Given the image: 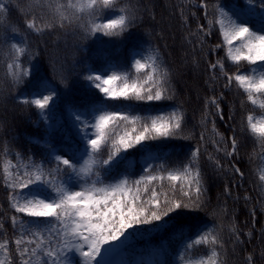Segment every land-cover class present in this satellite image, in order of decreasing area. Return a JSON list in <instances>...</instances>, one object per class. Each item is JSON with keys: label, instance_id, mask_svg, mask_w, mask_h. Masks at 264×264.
Wrapping results in <instances>:
<instances>
[{"label": "snow or ice", "instance_id": "1", "mask_svg": "<svg viewBox=\"0 0 264 264\" xmlns=\"http://www.w3.org/2000/svg\"><path fill=\"white\" fill-rule=\"evenodd\" d=\"M34 5L46 7L47 14L27 18ZM200 7L205 9L208 28L197 25V31L190 35L196 36L197 43L203 47L205 38L218 26L223 43L216 44L211 51L223 47L225 57L209 64L213 73L219 70V76L213 74L211 79L224 78L226 89L235 87L237 93L243 95L241 107L252 106L242 118L240 130L254 139L261 148L260 158L264 160V0H244L242 6H233L229 11H225L222 4L214 3L211 13L207 11L206 0H200ZM21 10L25 14V27L37 34L74 26L85 38L96 33L122 36L133 27L139 12L130 0H27ZM8 11L4 0H0V31L4 34L0 36V53L9 57L7 75L15 87L29 75L20 62V57L29 49L27 38L21 43H9V32L18 34L21 28L10 24ZM252 17H258L255 23ZM225 58L235 66L234 71L228 70ZM243 65L249 67L242 70ZM84 79L102 94V99L91 109L90 118H85L83 113H73L86 145L80 158L75 154L68 158L53 155L55 165L52 167L32 163L31 157L23 165L3 161L4 185L10 189L9 207L17 214L41 221L29 224L16 215L11 216L13 227L19 224L22 230L12 241L18 264H139L116 258L124 255L135 235H143L141 226H151L147 232L158 231L164 218H171L170 214H179L178 210L201 211L205 207L200 148L193 150L187 163L177 168L148 164L143 169L144 174L136 180L125 177L105 183L102 178V170L110 171L124 158L122 153L130 149L139 146L147 150L149 141L191 138L190 133L185 134V115L179 107L157 115L148 113L144 107L175 98L171 73L159 50H146L140 58L132 60L127 71L109 64L106 68L90 71ZM60 82L66 84V77L61 75ZM40 87L42 91L34 98H24L21 103L34 107L39 116L47 118L56 92L47 84ZM43 90H47L46 95ZM222 98L212 97L205 101V108L214 105L221 119L224 118L220 107ZM207 115V112L202 115V123ZM213 133L220 136V141L213 143L224 141L214 123ZM229 139L231 151H226V155L231 158L238 155V140L235 136ZM8 151L5 145L4 154ZM149 159L155 157L149 155ZM209 159L214 158L210 155ZM215 163L221 166L219 161ZM232 168L243 175L235 165ZM258 179L264 185V168L260 169ZM23 190H28L26 195ZM221 212L227 215L226 208H221ZM226 227L232 244L241 243L235 221ZM4 228L0 223V231ZM222 232L223 228L198 233L181 254L183 264H227ZM3 236L0 264H14L10 241L6 233ZM199 246H205L206 253L192 255ZM261 258L264 261V251ZM245 264H255L253 254L245 257Z\"/></svg>", "mask_w": 264, "mask_h": 264}, {"label": "trees", "instance_id": "2", "mask_svg": "<svg viewBox=\"0 0 264 264\" xmlns=\"http://www.w3.org/2000/svg\"><path fill=\"white\" fill-rule=\"evenodd\" d=\"M4 2L9 9L8 21L21 28L18 34L9 32V43H21L27 38L29 49L20 57L29 75L15 87L7 75L9 57L0 53V223L5 225L0 231V239L4 238L3 233L7 234L14 264H18V257L12 241L22 230L19 224L13 227L11 216L16 215L29 224L41 221L17 214L9 207L10 189L3 181V161L11 160L13 164L23 165L31 157L32 163L52 167L55 165L53 155L68 153L76 157L84 152L86 145L73 113H83L90 118L91 109L102 99V94L90 87L84 76L109 64L127 71L132 60L140 58L148 49L159 50L164 65L170 70L175 98L144 107L152 115L166 114L179 107L185 115V134L190 133L191 138L149 141L147 150L139 146L130 149L122 153L124 158L110 171L102 170V178L105 183L125 177L136 180L144 174L143 169L148 164L177 168L187 163L193 150L200 148L199 164L206 203L201 211L178 210L179 214H170L171 218L165 217L158 231L147 232L151 226H141L143 235H135L131 239L124 253L125 259L134 261L138 256L159 254L162 264H183L181 254L191 239L208 229L223 228V252L226 253L227 264H245V257L249 254H253L255 264H264L261 258L264 251V185L258 179L264 160L260 158L261 148L254 139L240 130L242 118L252 106L246 104L242 108L243 95L238 94L235 87L226 89L224 78L211 79L213 74L219 76V70L213 73L209 64L225 57V50L221 47L211 51L213 46L223 43L218 26L205 38L203 47L197 43L196 36L190 35L197 31V25L208 28L200 0H130L139 12L129 32L119 37L96 33L87 38L74 26L37 34L25 27V14L21 9L27 0ZM206 3L209 4L207 11L211 13L214 3L222 4L225 11H229L233 6H242L244 0H206ZM42 13L46 15L47 8L34 5L27 18L32 15L39 18ZM108 16L106 14V18ZM257 19L252 17L254 23ZM3 35L0 31V36ZM225 62L229 71L235 70L226 58ZM247 67L243 65L242 70ZM61 75L66 77V84L60 82ZM42 84L56 92L47 118L39 116L34 107L21 103L22 99L34 98L42 91ZM43 94L46 95L47 90H43ZM221 96L223 119L216 113L214 105L205 108L206 99ZM205 112L208 113L207 119L202 123ZM230 115L232 119H229ZM213 123L216 132L224 137L223 142L213 143L214 140L220 141V136L213 133ZM232 136L238 140V155L229 158L226 151H231L229 137ZM5 145L9 150L6 155ZM149 155L155 159H149ZM210 155L214 159L210 160ZM215 161H219L221 166L217 167ZM233 165L240 169L242 176L233 171ZM23 170L20 169L21 172ZM27 191L23 190V194L26 195ZM221 208H226L227 215L221 212ZM232 221L240 230L241 243L237 245L232 244L226 227ZM206 251L205 246H199L192 255L199 256ZM0 258H3L2 253Z\"/></svg>", "mask_w": 264, "mask_h": 264}, {"label": "rangeland", "instance_id": "3", "mask_svg": "<svg viewBox=\"0 0 264 264\" xmlns=\"http://www.w3.org/2000/svg\"><path fill=\"white\" fill-rule=\"evenodd\" d=\"M85 118H86V116H85ZM82 154L83 153L78 154V156L76 158L79 159ZM62 156H64L65 158L70 157V155L68 153H64ZM73 183H75L74 178H73ZM76 190H78V188ZM76 258L78 259V255ZM116 259L125 260L124 255L122 257H117ZM125 261H128V260L126 259ZM134 261L139 262V264H161V256L159 254H153V255H148V256H139V257H136L134 259Z\"/></svg>", "mask_w": 264, "mask_h": 264}]
</instances>
